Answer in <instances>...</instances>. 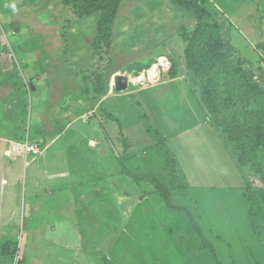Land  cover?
<instances>
[{"label": "rangeland", "instance_id": "1", "mask_svg": "<svg viewBox=\"0 0 264 264\" xmlns=\"http://www.w3.org/2000/svg\"><path fill=\"white\" fill-rule=\"evenodd\" d=\"M22 1L20 27L0 22V63L22 81L0 79V134L16 141L8 157L0 143V264H264L249 218L257 189L187 68L198 13L180 0H120L113 74L98 96L79 78L97 65L103 12L78 18L60 0ZM209 1L215 19L237 23L234 46L264 69V0L260 17L248 0ZM124 169L154 176L169 198ZM8 242L17 250L5 255Z\"/></svg>", "mask_w": 264, "mask_h": 264}, {"label": "trees", "instance_id": "2", "mask_svg": "<svg viewBox=\"0 0 264 264\" xmlns=\"http://www.w3.org/2000/svg\"><path fill=\"white\" fill-rule=\"evenodd\" d=\"M61 2L78 18L103 12L98 35L94 41L93 55L98 60L97 65L92 69L89 67L88 74H85L81 82L79 78V83L81 87L86 82L91 83L92 92L104 96L109 84L106 83V79L113 74L111 72L106 78L112 65L113 26L120 0H61ZM180 2L194 9L200 18L193 34L187 38L186 64L194 83L199 88L201 104L208 115L207 120L216 126L231 144L236 163L247 172L245 179H249L256 187L252 206L257 204L259 208L258 212H253L264 213V69L261 67L256 69L255 64L234 46L232 22L226 16L227 20L215 19L211 13L209 0ZM260 47L264 49V43H261ZM95 62L94 60L92 67ZM82 88L87 90L84 86ZM124 171L137 182L150 181L160 191L167 192L165 197L169 198L168 190L154 176H137L127 169ZM255 214H249L252 230L264 243V223L255 224L257 218H260ZM195 229L202 241L207 244L202 230L198 226H195ZM12 245V242L5 244V255L17 250H12Z\"/></svg>", "mask_w": 264, "mask_h": 264}, {"label": "crops", "instance_id": "3", "mask_svg": "<svg viewBox=\"0 0 264 264\" xmlns=\"http://www.w3.org/2000/svg\"><path fill=\"white\" fill-rule=\"evenodd\" d=\"M248 1H249L248 3L251 4L256 9V7H255L256 5H254V4H258V2L261 0H248ZM60 2H61V0H60ZM0 4H1L0 8L2 11L1 14L3 15V17H0V22H2L1 20H3L4 22L10 21L8 23L9 27H10V25L12 26V25H16V24L18 27H20L23 24V20H24L23 17L27 16V14H28V11L26 10L23 1L22 0H2V2ZM61 4L63 6H65L62 2H61ZM65 7H67V6H65ZM256 12H257V9H256ZM257 14H258V12H257ZM244 15L246 18L249 17L252 19L254 17L253 12L252 13H246ZM258 16H259V14H258ZM238 18L242 19V16H239ZM230 21L232 22V24L234 26V30H233V34H234L238 30V28H237L238 25L233 20L230 19ZM14 34H15V32H14ZM260 40L263 41L262 39H260ZM256 44H257V42H256ZM14 72L15 71L13 70V68L5 70L3 65L0 63V79H3V81H5L6 84L10 85V88H12L11 86L16 87V85H21V83H22V81L20 80L21 78H18L17 76H14L12 78V75H14ZM32 89H34V86H32ZM17 92L19 93L21 91H17ZM17 92L14 90L11 91V96L8 99H6L8 105H13L15 103L13 95H15ZM18 137H20V136H18ZM13 138H15V137H13ZM0 143H5L3 155L5 157H8L6 155L7 154L6 152L9 151L8 149L12 148V145H16V141L14 139H11L10 137L9 138L6 137V135H4V134H0Z\"/></svg>", "mask_w": 264, "mask_h": 264}, {"label": "water", "instance_id": "4", "mask_svg": "<svg viewBox=\"0 0 264 264\" xmlns=\"http://www.w3.org/2000/svg\"><path fill=\"white\" fill-rule=\"evenodd\" d=\"M115 88L117 91H123L128 88V84L123 81L122 76H118L115 82Z\"/></svg>", "mask_w": 264, "mask_h": 264}, {"label": "bare ground", "instance_id": "5", "mask_svg": "<svg viewBox=\"0 0 264 264\" xmlns=\"http://www.w3.org/2000/svg\"><path fill=\"white\" fill-rule=\"evenodd\" d=\"M161 61H163V62H164V59L162 58V59H161ZM163 62H162V63H163ZM164 63H165V62H164ZM164 63H163V64H164ZM154 70H155V69H154ZM157 73H158V72H157Z\"/></svg>", "mask_w": 264, "mask_h": 264}]
</instances>
